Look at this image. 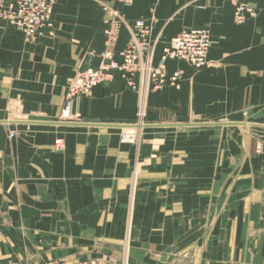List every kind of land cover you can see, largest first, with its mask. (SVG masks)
Wrapping results in <instances>:
<instances>
[{"label":"crops","instance_id":"crops-1","mask_svg":"<svg viewBox=\"0 0 264 264\" xmlns=\"http://www.w3.org/2000/svg\"><path fill=\"white\" fill-rule=\"evenodd\" d=\"M239 1L257 14L243 25L224 0H56L35 42L0 21V264H264V0ZM106 6L125 22L116 59L139 19L154 62L182 30L210 32L206 67L166 62L179 85L149 96L135 145L119 142L137 98L118 77L60 118L67 78L99 62L83 55L104 49Z\"/></svg>","mask_w":264,"mask_h":264},{"label":"built area","instance_id":"built-area-1","mask_svg":"<svg viewBox=\"0 0 264 264\" xmlns=\"http://www.w3.org/2000/svg\"><path fill=\"white\" fill-rule=\"evenodd\" d=\"M233 8L232 20L236 25H243L256 17L250 6L239 0H224ZM56 0H0V21L17 29L25 42H35L45 30L53 27L51 16ZM119 7H129L133 0H117ZM107 17L104 19V49L95 53L87 50L83 59L98 57L97 65L77 69L67 78L63 108L60 118L66 121L69 117L72 101L77 97H90L97 87L110 85L118 77L126 87L136 94L135 117L127 125L118 127L119 142L135 145L139 131L146 125L147 102L151 94H156L166 87L177 88L181 79L178 70L168 71L167 61H182L194 70L208 65L210 49V32L206 28L191 27L179 32L168 40L161 49V56L154 62L159 36L153 34V17L139 19L128 27L130 39L126 47L115 58V48L122 24L120 10L103 7ZM15 133L10 132L9 137ZM55 147L61 148V141H55ZM8 264H25L10 262ZM44 264H97L96 260L84 261H50Z\"/></svg>","mask_w":264,"mask_h":264},{"label":"rangeland","instance_id":"rangeland-1","mask_svg":"<svg viewBox=\"0 0 264 264\" xmlns=\"http://www.w3.org/2000/svg\"><path fill=\"white\" fill-rule=\"evenodd\" d=\"M246 5H247V4H246ZM248 6H249V5H248ZM251 8H252V7H251ZM147 110H148V106H147ZM134 117H135V115H134ZM146 120H147V113H146V117H145V123L147 122ZM130 123H131V122H130ZM147 124H148V123H146L145 125L147 126ZM146 126H145V127H146ZM118 129H119V128H118ZM139 133H140V131H139ZM138 135H139V134H138ZM118 138H119V137H118ZM137 141H138V138H137ZM136 143H137V142H136ZM260 150H261V146H260L259 144H257V145H256V151H260ZM8 263H10V262H8ZM8 263H5V264H8Z\"/></svg>","mask_w":264,"mask_h":264},{"label":"bare ground","instance_id":"bare-ground-1","mask_svg":"<svg viewBox=\"0 0 264 264\" xmlns=\"http://www.w3.org/2000/svg\"><path fill=\"white\" fill-rule=\"evenodd\" d=\"M81 63H82V62H81ZM84 63H85V62H84ZM84 63H83V64H84ZM85 65H86V64H85ZM146 121H147V120H146ZM146 123H147V122H146ZM140 132H141V130H140ZM138 140H139V139H138Z\"/></svg>","mask_w":264,"mask_h":264}]
</instances>
